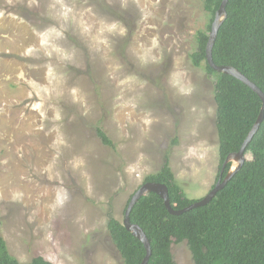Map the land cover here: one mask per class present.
<instances>
[{
    "label": "rangeland",
    "instance_id": "374dc122",
    "mask_svg": "<svg viewBox=\"0 0 264 264\" xmlns=\"http://www.w3.org/2000/svg\"><path fill=\"white\" fill-rule=\"evenodd\" d=\"M208 21L200 0H0V235L14 258L124 264L107 222L166 157L187 198L214 187L215 78L190 60ZM172 254L193 264L185 242Z\"/></svg>",
    "mask_w": 264,
    "mask_h": 264
},
{
    "label": "trees",
    "instance_id": "16d2710c",
    "mask_svg": "<svg viewBox=\"0 0 264 264\" xmlns=\"http://www.w3.org/2000/svg\"><path fill=\"white\" fill-rule=\"evenodd\" d=\"M200 1L209 21L203 30L196 32V49L190 60L194 67H202L207 75L215 78L217 182L228 155L237 153L246 140L260 114L262 102L245 84L208 66L205 48L222 0ZM225 12L212 49V60L216 66L234 68L264 95V0H229ZM95 132L104 146L113 147L101 127H96ZM231 165L224 167L223 177ZM148 182L167 187L173 210L184 209L197 201L187 198L176 183L167 157L156 173L144 178L143 183ZM130 222L142 230L150 243L151 256L147 264H176L172 245L183 242L193 264H264V117L246 148L245 162L206 206L172 216L163 200L149 193L133 207ZM107 230L124 264L142 263L145 249L122 222L110 218ZM0 264L52 263L40 256L28 263L19 262L0 235Z\"/></svg>",
    "mask_w": 264,
    "mask_h": 264
},
{
    "label": "water",
    "instance_id": "95a60500",
    "mask_svg": "<svg viewBox=\"0 0 264 264\" xmlns=\"http://www.w3.org/2000/svg\"><path fill=\"white\" fill-rule=\"evenodd\" d=\"M229 0H222V3L220 5V8L215 14V17L213 19V22L211 24V32L209 34L208 42L206 44L205 48V57H206V62L208 66L214 70L217 73H222L225 75H229L234 77L235 79L239 80L243 84H245L248 88H250L261 100L262 102V107L260 110V114L254 123L251 131L249 132L246 140L242 144L240 150L237 153L230 154L228 155L227 159L223 163V167L220 171V176L219 179L217 180L216 184L214 187L209 191V193L202 199L197 200L195 203L191 204L190 206L181 209V210H173L170 206L169 203V198H168V189L165 185L162 184H156V183H143L137 190L136 192L131 196L126 209L124 211V217L122 221V225L125 227V229L130 232L136 239L140 241V243L143 245L146 255L142 261L141 264H147L150 256H151V249H150V243L147 240L146 236L142 232V230L137 226L133 225L130 222V213L135 206V204L138 202V200L149 194V193H154L157 196H159L163 202L164 205L168 211V213L172 216H180L192 209L198 208V207H203L206 206L215 196L216 194L223 189L227 183L231 180V178L234 176V174L241 168L243 163L245 162L246 159V148L250 141L252 140L254 134L257 132L259 129L263 117H264V95L263 93L254 85L252 84L247 78H245L242 74H240L238 71H236L234 68L229 67V66H216L212 60V49L215 43V39L217 37L219 28L221 27L225 17H226V12L225 8ZM232 161L236 162L237 165L236 167L227 173L225 177H223V169L224 167L228 164L231 163Z\"/></svg>",
    "mask_w": 264,
    "mask_h": 264
}]
</instances>
